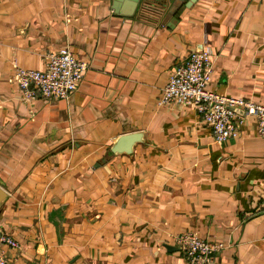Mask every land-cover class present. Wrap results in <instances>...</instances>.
Listing matches in <instances>:
<instances>
[{
  "label": "crops",
  "instance_id": "1",
  "mask_svg": "<svg viewBox=\"0 0 264 264\" xmlns=\"http://www.w3.org/2000/svg\"><path fill=\"white\" fill-rule=\"evenodd\" d=\"M176 2L0 0V229L20 243L0 250L14 264H190L165 246L185 231L225 243L209 264H264L256 117L218 143L196 108L159 104L207 47L208 86L264 104V0ZM62 48L89 63L82 84L24 99L12 66L44 70ZM135 132L130 153H111Z\"/></svg>",
  "mask_w": 264,
  "mask_h": 264
},
{
  "label": "built area",
  "instance_id": "2",
  "mask_svg": "<svg viewBox=\"0 0 264 264\" xmlns=\"http://www.w3.org/2000/svg\"><path fill=\"white\" fill-rule=\"evenodd\" d=\"M214 58L215 53L210 47L193 51L170 76L162 89L159 104L178 102L196 108L203 121L212 125L218 143L240 136V123L247 115L256 117L258 134L264 138V104L223 95L208 86L214 73ZM89 68L88 62L76 58L69 48H62L47 54L44 70L13 65L10 79L19 87L24 99L39 95L67 99L82 84ZM233 108H239L245 114ZM172 237L190 264H209L215 253L225 248L224 242L210 241L195 231L180 232ZM2 245L20 250V243L13 234L0 229ZM0 264L14 263L0 250Z\"/></svg>",
  "mask_w": 264,
  "mask_h": 264
},
{
  "label": "water",
  "instance_id": "3",
  "mask_svg": "<svg viewBox=\"0 0 264 264\" xmlns=\"http://www.w3.org/2000/svg\"><path fill=\"white\" fill-rule=\"evenodd\" d=\"M130 1L132 2V5H136V6L141 2V0H130ZM190 1L194 2L195 0H190ZM179 2L180 0H177L173 8L177 7L179 5ZM115 8H118V7L116 6ZM233 110L242 115L245 114L244 111L239 108H233ZM140 137H141L140 133H136V132L126 134V135L119 137L118 140L113 145L111 149V153H122V152L130 153L132 150L133 144L136 141H138ZM8 197H9V193L7 192V190L0 186V212L3 207L4 202L8 199ZM165 246L168 248V250H179L180 249V247L173 246L170 244H165Z\"/></svg>",
  "mask_w": 264,
  "mask_h": 264
},
{
  "label": "rangeland",
  "instance_id": "4",
  "mask_svg": "<svg viewBox=\"0 0 264 264\" xmlns=\"http://www.w3.org/2000/svg\"><path fill=\"white\" fill-rule=\"evenodd\" d=\"M173 241V240H172Z\"/></svg>",
  "mask_w": 264,
  "mask_h": 264
}]
</instances>
